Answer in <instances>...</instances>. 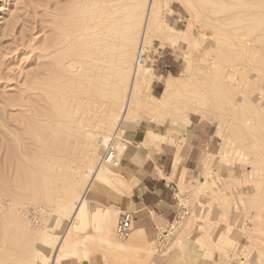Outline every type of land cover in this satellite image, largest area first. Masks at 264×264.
Listing matches in <instances>:
<instances>
[{
    "label": "rangeland",
    "instance_id": "rangeland-1",
    "mask_svg": "<svg viewBox=\"0 0 264 264\" xmlns=\"http://www.w3.org/2000/svg\"><path fill=\"white\" fill-rule=\"evenodd\" d=\"M98 1L0 0V147L4 145L3 151L0 148V163L4 164V161L1 162L3 154L5 157L8 156L6 152L9 151L8 145L17 147L15 150L18 152H15L19 154L14 152L12 155L9 151L13 157L19 156L24 160L22 155L24 146V148L30 147L29 149L33 150L37 157L36 163L33 164L30 158L26 157L24 161L28 163L29 168L26 164H24L26 167L21 166L20 159L16 162L17 157V159L10 157L11 164H8L10 166L6 164L10 168L6 167L7 172L5 170L6 173L3 175L11 181L4 189L6 193L8 192L6 206L8 203L10 205L8 204L7 208L0 207V225L3 224L0 226V264H264V0H160L156 4L153 21L159 28L163 25L162 20L168 25V32L178 39L177 47L173 48L162 43L161 29L156 30L155 35H151V40L150 38L148 42L145 40V44L141 42L140 33L135 37L136 40L131 39L128 46L132 49L131 54L129 53L131 63L129 61L126 68L127 77L122 90V96L125 93L123 103L132 76L131 70L137 64L136 58L141 44L144 47L142 52L146 51L144 63L153 72V77L150 81L144 80L140 84L126 123L119 128L121 132L115 141V147L116 155L119 151L120 162L115 167L101 164L100 160L104 143L113 136L115 128L118 127L124 111L123 107L115 114L109 132L101 141L103 135L99 131L105 118L101 116L104 112L89 113L85 104L80 106L82 97L87 99L92 88L89 83L87 86L86 77H81L83 65L79 67L82 68V74L78 69V73L70 76L58 67L71 60L72 58L68 59L70 55L71 57L75 55L73 58H81L80 60L84 61L87 59V53L96 48L93 42L96 37L84 34L88 32L86 22L88 24L96 14L92 6ZM140 1L142 8L138 10L141 13L138 23L142 29L148 0ZM81 20L83 24L85 23L84 33L83 38L77 41L80 36L71 34V31L75 32L77 26L82 23ZM63 25L67 28L64 29ZM54 35L58 36L56 40ZM63 38L66 43L63 42ZM118 38L117 36V40ZM81 39L83 42H89L88 48L86 43L79 42ZM74 40L77 41V47L80 49H76ZM244 40L250 43L247 50L240 45ZM119 41L115 40V44L108 51H113L111 54L108 53L111 55L107 56L108 60L115 59V54L118 53L116 51H119ZM58 42L67 45L64 47L61 44L59 46L63 48H58L61 49L58 51L60 53L68 51L67 55H60H63L62 59L65 57L64 61L57 58L59 53L54 49L55 43ZM52 60H55L54 64L56 61L63 62L59 65L56 62L53 66ZM47 68L50 73L52 68L53 73L56 74H49ZM43 71L45 73L48 71L49 75H46L49 77ZM227 72L235 74L234 82L226 80ZM170 76L174 77L175 88L171 93L165 94V81ZM53 77H56L57 81H54ZM70 77L73 79L72 82ZM48 78L51 80L47 82L49 85L45 82L48 87L51 82L55 84L58 83V79L59 82L61 79H66L61 83L65 88L62 89L64 86L60 85V87L58 83L55 85L60 87L59 90L51 84L57 89L56 92H54L55 88H51L52 91L50 88L46 89L47 86L43 82L48 81ZM83 80L86 84L81 86ZM38 82L45 86L38 85ZM148 82L152 83V88ZM68 84L70 88L67 89ZM42 87L46 90H42ZM85 88L90 89L89 93ZM82 90H85V93L81 97ZM67 93L72 94L67 95ZM39 95L44 96L43 99ZM67 97L69 100L73 99L74 105L68 103ZM153 97L159 98L160 101ZM251 98L252 100L257 98V101L253 102ZM76 103L80 105H75ZM75 106L77 109H74ZM69 107L73 108L69 109ZM30 108L33 109L32 113H35L33 116ZM70 110H73L71 113L74 115ZM82 110L87 121L79 114ZM38 111L46 112L43 116ZM29 113L33 118H30ZM54 113L56 116L53 117L51 114ZM37 114L39 115L37 120L44 117L42 119L47 123H41L43 120L40 122L34 120ZM46 115L51 119L56 118V121L52 120V124L49 120V124ZM22 116L25 117L21 119ZM74 116H78L77 121ZM21 121L27 126L33 123L35 127L34 122H37L40 130L33 126V129L31 126H29L30 130L24 129L26 125L23 124L25 126L23 128ZM150 122L165 125L163 131H167L169 137H173L168 142L174 143L175 138H178L179 143H184L186 140L183 135L199 128L207 133L210 142L206 146L205 160L198 172L186 179L182 173L185 170L178 165L170 179L175 183L178 198L176 212H180L178 218L170 223H158L157 227L147 229L145 241L133 242L135 229L127 239H120L116 233L120 214L128 198L127 188L130 186L126 181L123 167L131 165L135 157L144 156L145 152L150 150L141 140L144 138L143 132L146 131L148 142L152 145L162 141L163 136L146 127L144 131V126ZM75 124L79 125L76 127ZM79 126L83 127L81 131L83 134L80 133ZM49 129L52 131H47ZM95 129V133L100 134L99 136L98 134L94 136ZM39 131H43L41 134L43 138ZM44 134L50 135L51 139ZM135 135L141 138L140 143L133 141L132 137L134 138ZM59 136L62 139L58 138ZM77 137L83 138V145H81L82 139L79 141ZM94 137H96L95 142H98L97 158L88 169L84 168L80 190L73 193L70 198L67 195L62 196L64 192L62 193L57 184L62 185L63 182L72 181L75 168L79 164L84 165L81 160L84 159L86 146ZM52 139L55 142L65 139L68 147L70 146L68 149H71L69 155L72 159L66 172L71 178L56 180L49 176L51 175L49 170L53 171L51 168H55L57 163L59 167L62 166V163L49 154V150L53 151L48 145ZM74 139L79 140L74 141ZM117 142L120 145L125 144L127 148L118 149ZM14 161L17 165L19 163L20 167H25L22 169L23 172H19L21 169L17 171L18 167L14 168L17 169L15 172L18 174L15 176L12 175L15 174L12 171L16 165ZM100 165L104 169L103 178L99 181L92 180L93 172L100 168ZM1 167L0 169H5ZM1 171L3 170H0V176ZM108 175L111 176L109 181L106 180ZM136 177L138 179L137 172ZM98 187L105 190L94 191ZM86 188L89 189L88 201L82 212L74 218V208ZM109 221L112 222L111 229L105 230V223ZM66 230L71 235L66 237ZM66 242L69 248L63 250L62 245Z\"/></svg>",
    "mask_w": 264,
    "mask_h": 264
},
{
    "label": "bare ground",
    "instance_id": "bare-ground-1",
    "mask_svg": "<svg viewBox=\"0 0 264 264\" xmlns=\"http://www.w3.org/2000/svg\"><path fill=\"white\" fill-rule=\"evenodd\" d=\"M160 0H148L147 2H148V4H147V10H146V17H144L143 18V27H142V29H141V26L139 25V23H138V19H139V8H140V10H141V5H140V2H141V4H142V1H140V0H135V2H134V0H99L98 2H96V4H94L92 7H93V10L95 9L96 10V14H95V16L90 20V22H88V24H87V22H86V28H87V30H88V32H86L84 35H87V36H94V37H96V39L93 41L94 42V46L96 47L95 49H94V51H92V52H90V53H87L88 55H86L87 56V59L86 60H84V61H82V60H80V59H76V58H73V57H71V55H70V57L68 58V59H70V58H72L71 60H69L68 62H64V64H62V62L64 61L63 59L65 58H61L64 54H66V53H68V51L67 52H65L64 51V49L62 50V51H64V53L63 52H58V51H61V49L60 50H58V48L60 47L59 45H61L62 43L60 42H58V43H55L56 45H55V47H54V49H57V52L59 53V56L61 55V54H63L62 56H58L57 58L59 59L60 58V60L62 59L63 61L61 62V61H56L58 64L57 65H59V63H61L62 64V66L61 65H59L58 67H61L60 69H61V71H63L65 74L67 73V74H69V76H70V74H73V75H75L76 73H78L77 71H78V69L79 70H81L82 68H79L81 65H83V75L81 76V77H86V79H87V81H86V83H87V86H88V83L91 85V87L92 88H90L91 89V91H90V94H89V97L87 98V99H85L84 97H82L83 96V94L85 93L83 90L81 91V92H83L82 93V95H81V97L83 98L82 99V101H81V105H80V103H76L75 105H80L81 107H82V104H85L86 105V108H87V112H89V113H91L90 111H92V112H95V113H100L101 111H102V113H103V115H101V116H105V118H104V120H102V126L100 127V131H99V133L101 132L102 134L101 135H103V138L101 139V141H103L104 139H105V137H106V135H107V133L109 132V129L111 128V126H112V123H113V118H114V116H115V114H117V112L119 111V109H121V107H123V113L121 114V117H120V121H119V124H118V127H117V129L115 128V133L113 134V136L116 138V139H118L119 137H118V135H119V133L121 132L120 131V127H121V125H124L125 123H126V120H127V118H128V116H129V114H130V112H131V107L133 106V103H134V100H135V98H136V95H137V93H138V90H139V86H140V84L144 81V80H147V81H150V79H151V77H153V72L151 71V69L149 68V67H147V65L144 63V58L141 60V62L140 63H137V58H136V63L137 64H135V68L133 69V70H131L132 71V76H131V80H130V83H129V85H128V90H127V96H126V100H125V102L123 103V98L125 97V93H124V96H122V90H123V87H125L124 86V83H125V79H126V77H127V73H126V68H127V64H128V62L130 61V56H129V53L131 54V50L132 49H130V48H128V46L130 45V42L132 41V40H134L135 39V37L137 36V34L138 33H140V39H141V42L143 43V44H145L144 42H145V40H147V42H148V39L151 37V35L152 34H154L155 32H156V30H158V29H161V31H162V33H160L161 35H160V37H161V39H162V43L163 44H167V45H170V46H172L173 48H175V47H177V40L178 39H176L175 38V36L174 35H171L169 32H168V25L167 24H165L164 23V21L162 20V23H163V25H162V27L160 26V28L156 25V23H154V17H155V6H156V4L159 2ZM146 2V1H145ZM90 3V2H89ZM84 4H86L87 5V3L86 2H84ZM83 4V5H84ZM93 4V3H92ZM76 5V4H75ZM81 5V4H80ZM82 5V6H83ZM90 5H91V3H90ZM72 6H74V5H72ZM88 6V5H87ZM80 7V6H79ZM86 6H84V8H85ZM145 7V6H144ZM143 7V8H144ZM84 8H83V10H84ZM88 8V7H87ZM90 8V7H89ZM72 9V8H71ZM81 9V8H80ZM80 9H79V11H80ZM90 10H91V8H90ZM94 10V11H95ZM72 11V10H71ZM88 11V10H87ZM92 11V10H91ZM91 11H89L90 13H91ZM143 11H144V9H143ZM66 12V11H65ZM84 12H86V11H84ZM63 13V12H62ZM88 12H86V14H87ZM143 13V12H142ZM232 13V12H231ZM230 13V14H231ZM78 15V14H77ZM82 15V14H81ZM91 15V14H90ZM140 15H141V13H140ZM63 17V16H62ZM65 17V16H64ZM86 17H88V16H86ZM142 17H143V15H142ZM66 18V17H65ZM210 18V17H209ZM213 18V17H212ZM215 18V17H214ZM253 18V17H252ZM85 19V18H84ZM63 20V19H62ZM65 20V19H64ZM87 20V19H86ZM89 20V19H88ZM140 20V19H139ZM69 21V20H68ZM79 23H80V21L79 20H77ZM82 21V23L81 24H79L78 26H77V29L75 30V32H72L71 31V34L73 33V35H79L80 37L79 38H75L77 41H78V39H80V38H83V33H84V30H83V27L85 26L84 24H83V20H81ZM85 21V20H84ZM70 22V21H69ZM71 23V22H70ZM61 24V23H60ZM59 24V25H60ZM64 24H65V22H64ZM67 24H69V23H67ZM67 24H66V26H67ZM72 25H73V23H71ZM71 24H69L70 26H71ZM58 25V24H57ZM62 25V24H61ZM69 25H68V29H69ZM84 25V26H83ZM63 26H65V25H63ZM62 26V27H63ZM64 27V29L65 28H67V27ZM71 29V28H70ZM74 29V27L72 28V30ZM86 30V31H87ZM67 31V30H66ZM74 31V30H73ZM241 32V31H240ZM67 33V32H66ZM66 33H64V34H66ZM232 33V32H231ZM58 34V33H57ZM203 34H204V32H203ZM235 34V33H234ZM67 35V34H66ZM155 35V34H154ZM241 35V34H240ZM55 36V35H54ZM117 36L119 37L118 38V40H120L119 41V44H118V49H119V51H116V52H118L117 54H115L116 56H115V59L113 60V59H110V60H108V57L109 56H111L110 54H111V52L113 53V51L111 50V52H108L109 50H110V48L115 44L114 42H115V40L116 41H118L117 40ZM228 36V35H227ZM248 36V35H247ZM56 37H58V36H55L54 38H55V40H56ZM61 37V36H60ZM60 37L58 38V39H60ZM64 37V36H63ZM241 37V36H240ZM245 37V36H244ZM73 38H74V36H73ZM71 39H72V37H71ZM87 39V38H86ZM132 39V40H131ZM137 39V38H136ZM135 39V40H136ZM238 39V38H237ZM243 39V38H242ZM63 40H64V38H63ZM150 40H151V38H150ZM240 40V39H239ZM60 41H61V39H60ZM70 41H73V40H70ZM77 41H75L74 40V42H75V44H76V49H80V48H78L77 47ZM85 41V40H84ZM64 43H66V41L64 40L63 41ZM67 42H69V41H67ZM79 42H81L82 44L83 43H86L87 45V48H88V44H89V42L87 43V42H83V40L81 39V41H79ZM78 42V43H79ZM137 42V41H136ZM62 44L63 46L65 45V44ZM150 43V42H149ZM239 43V42H238ZM241 43V42H240ZM58 44V45H57ZM132 44V43H131ZM143 44H141V48H140V52H142V50H143ZM228 44V43H227ZM249 42L247 41V40H244V41H242V44H240L241 46H242V48H244V49H248L249 48ZM252 44H254V43H252ZM68 45H70V44H68ZM232 45H234V44H232ZM231 45V46H232ZM66 47H67V45H65ZM64 46V47H65ZM81 46H83V45H81ZM90 47L92 46V44L91 45H89ZM80 47V46H79ZM230 47V46H229ZM60 48H63L62 46L60 47ZM70 48V47H69ZM74 48V47H73ZM72 48V49H73ZM82 49H83V47H81ZM135 48V47H134ZM134 48H133V50H134ZM48 49V48H47ZM68 48H66V50H67ZM72 49H71V51H72ZM75 49V48H74ZM75 49V50H76ZM91 49L92 48H90V50L89 51H91ZM129 49H130V52H129ZM229 49V48H228ZM231 49V48H230ZM69 50V49H68ZM74 50V51H75ZM114 50V49H113ZM239 50V49H238ZM49 51V50H48ZM47 51V52H48ZM73 51V52H74ZM88 51V50H87ZM227 51V50H226ZM229 51V50H228ZM242 51V50H241ZM245 51V50H244ZM249 51H250V49H249ZM77 52V51H76ZM75 52V53H76ZM248 52V51H247ZM57 53V54H58ZM70 53H72V52H70ZM74 53V54H75ZM80 53V52H79ZM108 53H110V54H108ZM230 53V52H229ZM228 53V54H229ZM234 53V52H233ZM83 54V53H82ZM139 54V53H138ZM235 54V53H234ZM237 54V53H236ZM67 55V54H66ZM76 55H77V53H76ZM109 55V56H108ZM254 55H256V54H254ZM81 56V55H80ZM83 56V55H82ZM108 56V57H107ZM224 56V55H223ZM226 56V55H225ZM56 57V56H55ZM230 57V56H229ZM226 58H228V57H226ZM251 58V57H250ZM68 59H66V60H68ZM56 60V59H55ZM54 60V61H55ZM65 60V61H66ZM53 61V60H52ZM54 61H53V66L54 65H56V62H55V64H54ZM249 61V60H248ZM130 63H131V61H130ZM250 64V63H249ZM52 65H50V66H52ZM225 65V64H224ZM244 65V64H243ZM255 66V65H254ZM57 67V68H58ZM231 67V66H230ZM243 67V66H242ZM49 68V67H48ZM48 68L46 69V70H48ZM226 68H227V66H226ZM234 68H235V66H234ZM59 69V68H58ZM112 69H114V70H112ZM256 69V68H255ZM49 70H50V68H49ZM48 70V71H49ZM57 70V69H56ZM111 70H112V72H111ZM232 70H233V67H232ZM48 71H46V73H45V75L47 74V72ZM51 71H52V73H50V71H49V74H54L53 73V70H52V68H51ZM59 72H60V70H58ZM58 71H57V73H58ZM234 71V70H233ZM223 72V71H222ZM238 72V71H237ZM81 74H82V70H81V72H80ZM240 73V72H239ZM49 74H47V75H49ZM56 74V73H55ZM44 75V74H43ZM44 75V77H46ZM58 75V74H57ZM56 75V77L58 78V76ZM63 75V74H62ZM72 75V76H73ZM80 75V74H79ZM235 75V74H234ZM234 75H233V73L232 72H227L226 73V76H227V78H226V80H229L230 82H232L233 80H234ZM60 76V75H59ZM65 76V78H68V77H66V75H64ZM63 76V77H64ZM71 76V77H72ZM43 77V78H44ZM47 77H49V76H47ZM47 77H46V79H47ZM56 77L54 78V81H57V79H56ZM61 77V76H60ZM70 77V78H71ZM42 78V77H41ZM41 78L39 79V81L41 80ZM52 78V79H53ZM75 76H74V80H75ZM174 77L173 76H170V77H168L167 79H166V81H165V94L166 93H171L173 90H174V88H175V82H174V79H173ZM250 78V77H249ZM249 78H247V79H249ZM253 78V77H252ZM69 79V78H68ZM67 79V80H68ZM79 79H80V77H79ZM49 78H48V81H44L43 83H47V82H49ZM59 81H60V79H58ZM63 80H66V79H63ZM62 79H61V82H59L58 81V83H60L59 85H58V83L56 82L55 84H57L58 86H60L61 85V83H63L62 81H63ZM71 80V82H72V78L70 79ZM81 81H82V79H80ZM251 80V79H250ZM32 81H34L33 80V78H32ZM31 80H30V83L32 82ZM42 81H43V79H42ZM51 81V80H50ZM229 81H228V83H229ZM246 81V80H245ZM70 82V81H69ZM69 82H67V83H69ZM83 82H84V80H83ZM234 82V81H233ZM29 83V85H31ZM39 84L38 85H40V84H42V83H40V82H38ZM46 83H45V85H46ZM53 82H51V84H52ZM77 83H79L80 84V82H78L77 81ZM85 82L81 85V86H83L84 84H86ZM97 83H99L100 84V86H98L97 85ZM149 83V85L151 84V88H152V83L151 82H148ZM246 83V82H245ZM36 84V83H35ZM35 84H33V85H35ZM48 84V83H47ZM51 84H50V87H48L47 85V88L46 89H48V88H52V89H54L55 88V84H52V85H55V86H51ZM64 84H65V81H64ZM72 84V83H71ZM230 84V83H229ZM233 84V83H232ZM32 85V86H33ZM37 85V84H36ZM45 85H43L42 84V86H45ZM49 85V84H48ZM78 85V84H77ZM77 85H75L76 87H78ZM89 85V86H90ZM127 85V84H126ZM58 86H56L57 87V89L58 88H60L61 86L63 87L62 89H64L65 88V85H61L60 87H58ZM87 86H85V87H87ZM31 87V86H30ZM34 87V86H33ZM32 87V88H33ZM37 87V86H36ZM35 87V88H36ZM38 87H40V86H38ZM68 87H69V84H68V86H67V89H68ZM230 87H233V86H230ZM251 87V86H250ZM255 87V86H254ZM28 88V87H27ZM31 88V89H32ZM70 88V87H69ZM82 88V87H81ZM253 88V87H252ZM257 88V87H256ZM30 89V88H29ZM30 89V90H31ZM34 89V88H33ZM32 89V90H33ZM41 89V88H40ZM39 88H38V90H40ZM44 89V87H42V90ZM46 89H44V90H46ZM52 89H51V91H52ZM56 88L54 89L55 91L54 92H56V90H57ZM61 89V91L60 92H62L63 90ZM72 89V88H71ZM80 89V88H79ZM78 89V91H80ZM85 89H87V88H85ZM90 89H87V91L88 90H90ZM31 90V91H32ZM59 90V89H58ZM75 90V89H74ZM73 90V91H74ZM27 91V90H26ZM33 91H36V90H33ZM87 91H86V93H87ZM36 92H38V91H36ZM47 92H48V90L46 91V95H47ZM66 92V91H65ZM67 92H69V90L67 91ZM75 92H76V90H75ZM74 92V93H75ZM251 92V91H250ZM64 93V92H63ZM73 93V94H74ZM77 93H80V92H77ZM88 93H89V91H88ZM87 93V94H88ZM241 93V92H240ZM35 94V93H34ZM40 94V93H39ZM50 94V93H49ZM55 94V93H54ZM60 94V93H59ZM70 94V93H69ZM68 93H67V95H69ZM72 94V93H71ZM70 94V95H71ZM41 95V94H40ZM39 95V96H40ZM44 95H45V91H44ZM66 95V96H67ZM78 96H79V94H77ZM76 95V96H77ZM260 95H263V94H260ZM29 96V95H28ZM77 96V97H78ZM88 96V95H87ZM33 97V96H32ZM42 96H40V98H41ZM44 97V96H43ZM43 97H42V99H43ZM59 97V96H58ZM65 97V96H64ZM64 97H63V99H64ZM71 97V96H70ZM76 97V98H77ZM258 97V96H257ZM260 97V96H259ZM258 97V98H259ZM49 98V97H48ZM48 98H47V101H48ZM53 98V97H52ZM75 98V97H74ZM101 100H100V99ZM155 100H157V101H160V99L159 98H156V97H153ZM56 99V98H55ZM67 99H68V97H67ZM78 99V98H77ZM125 99V98H124ZM56 100H58V99H56ZM69 100V99H68ZM71 100V99H70ZM70 100H69V102L68 103H72L73 101V99L71 100V102H70ZM79 100H81V98L79 99ZM78 100V101H79ZM100 100V101H99ZM251 100H252V98H251ZM257 101V98H255L254 100H252L253 102L254 101ZM36 101V100H35ZM45 101V100H44ZM59 101V100H58ZM63 101V100H62ZM61 101V102H62ZM67 101V100H66ZM29 102V101H28ZM32 102V101H31ZM31 102L29 103V105H30V107H31ZM49 102V101H48ZM57 102V101H56ZM76 102V101H75ZM74 102V103H75ZM83 102V103H82ZM236 102V101H235ZM37 103H38V101H37ZM60 103V102H59ZM64 103V102H63ZM62 103V104H63ZM25 104V103H24ZM34 104V103H33ZM44 104V103H43ZM42 104V105H43ZM46 104V103H45ZM51 104V103H50ZM121 104L123 105V106H121ZM258 104V103H257ZM48 105H49V103H48ZM64 106L66 105V103H64L63 104ZM70 105V104H69ZM72 105H74L73 103H72ZM33 106V105H32ZM26 107V106H25ZM52 107V106H51ZM65 107H67V105L65 106ZM64 107V108H65ZM85 107V106H84ZM32 108V107H31ZM31 108H30V110H31ZM40 108V107H39ZM42 108V107H41ZM63 108V107H62ZM68 108V107H67ZM67 108H65L67 111H68V109ZM73 108V107H72ZM71 107H69V109H72ZM86 108H84V109H86ZM74 109H77L76 108V106L74 107ZM73 109V110H74ZM81 109H83V108H81ZM29 110V109H28ZM33 110V109H32ZM32 110H31V113H32ZM45 110H46V108H45ZM61 110V109H60ZM63 110V109H62ZM73 110L71 111L70 110V113L71 112H73ZM89 110V111H88ZM40 111H42V110H40ZM47 111V110H46ZM45 111V112H46ZM28 112H30V111H28ZM39 112V111H38ZM44 112V113H45ZM75 112H78V111H76L75 110ZM74 112V113H75ZM83 112H84V110H82L81 112H79V114H81V116L84 118V116H83ZM36 113H37V111H36ZM40 114H43V116H44V113L43 112H39ZM85 113V112H84ZM27 114V113H26ZM26 114H22V115H25L26 116ZM30 114V113H29ZM35 113H32V116L34 115ZM72 114V113H71ZM87 114V113H86ZM119 114V113H118ZM51 115H53V117H54V115H55V113L54 114H51ZM65 115V114H64ZM72 115H74V114H72ZM76 115V114H75ZM89 115V114H88ZM87 115V116H88ZM95 115V114H94ZM97 115V114H96ZM25 116H22L21 117V119L23 118V117H25ZM28 116V115H27ZM30 116H31V114H30ZM30 117V118H33V117ZM47 116V115H46ZM45 116V117H46ZM50 116V115H49ZM56 116V115H55ZM92 116V115H91ZM91 116H90V119H91ZM35 117V116H34ZM37 117H39V115L37 114V116L34 118V120H37V119H39V118H37ZM42 117V116H41ZM48 117V116H47ZM52 117V116H51ZM52 117V118H53ZM69 117H71V116H69ZM75 117V116H74ZM94 117V116H93ZM42 118H44V117H42ZM41 118V120H43ZM89 118V117H88ZM87 118V119H88ZM95 118V117H94ZM99 118V117H98ZM47 119V121L49 122V120H51V123H52V120H54V121H56L55 119L56 118H54V119H51L50 117H48V118H46ZM77 119H78V116H76L75 117V120L77 121ZM258 119V118H257ZM25 120V119H24ZM31 120V119H30ZM41 120H37V122L39 121H41ZM45 120V119H44ZM42 121L41 123H47L46 122V120L45 121ZM84 120H86L85 118H84ZM23 121V120H22ZM21 121V123H22V127L24 126V125H26L27 124V119H26V124H24L25 122H22ZM53 121V122H54ZM61 121V120H60ZM64 121V120H63ZM82 120H80V122H81ZM87 121V120H86ZM85 121V122H86ZM37 122H34V123H36L35 125H36V127L34 126V124L32 125L30 122V124H29V126H31V128L33 129V127H35V128H38V124L39 123H37ZM71 122H74V121H71ZM249 122V121H248ZM24 124V125H23ZM49 124H50V122H49ZM53 124V123H52ZM51 124V125H52ZM261 124H263V123H261ZM28 125V124H27ZM26 125V127L24 128V129H26V128H30L29 126H27ZM54 125H55V123H54ZM58 125V124H57ZM76 125V124H75ZM79 125V124H78ZM78 125H76V127L78 126ZM83 125V124H82ZM84 125H85V123H84ZM252 125V124H251ZM33 126V127H32ZM40 126V125H39ZM42 126V125H41ZM44 127V126H43ZM45 127H46V125H45ZM48 128H49V126H47ZM46 127V128H47ZM51 127V126H50ZM52 127H53V125H52ZM51 127V128H52ZM55 127V126H54ZM57 127V126H56ZM81 127V128H80ZM78 128H80L79 130H80V133H81V131H82V126H79ZM28 129L26 130V131H28ZM39 129V128H38ZM56 129V128H55ZM54 129V130H55ZM30 130V129H29ZM35 130V129H34ZM40 130V129H39ZM42 130V129H41ZM51 129H49V130H47V131H50ZM33 131V130H32ZM52 131V130H51ZM56 131V130H55ZM37 132H38V130H37ZM39 132H41L40 133V135L43 133V131H39ZM60 132V131H59ZM96 132V129H95V131H94V133ZM171 132V134H174V132L173 131H170ZM252 132V131H251ZM35 133V132H34ZM45 133V132H44ZM49 133V132H48ZM56 133H57V131H56ZM56 133H54L55 135H56ZM27 134H28V132H27ZM61 134V133H60ZM81 134H83V133H81ZM96 134V133H95ZM94 134V136H97V134L95 135ZM252 134V133H251ZM30 135V134H29ZM37 135H39V133H37ZM45 136H46V134H44ZM59 135V133L57 134V136ZM100 134H98V136H99ZM5 136H9V135H5ZM42 136V138H43V135H41ZM45 136H44V138H45ZM49 138H50V135H47ZM46 136V137H47ZM52 136V135H51ZM62 136V135H61ZM34 137V136H33ZM36 137H38V136H36ZM65 137V136H64ZM63 137V138H64ZM76 137V136H75ZM80 137H82L81 135H80ZM168 137H169V135H168ZM1 138H3V137H1ZM48 138V139H49ZM53 138H55V136L53 135ZM58 138H61L62 139V137H58ZM66 138V137H65ZM77 138H79V137H77ZM163 139H166L167 140V137H162ZM170 138V137H169ZM46 139V138H45ZM44 139V140H45ZM51 139V138H50ZM80 139V138H79ZM78 139V140H79ZM82 139V143H81V145H83V138H81ZM81 139L79 140V141H81ZM94 139H96V137H94L93 138V140ZM163 139H162V141H163ZM15 140V139H14ZM63 140H65V139H63ZM63 140L61 141V142H55V140L53 141V139L52 140H50L49 141V143H48V145H49V149H52L53 151L52 152H50V150H49V154L50 155H52L53 157V159H55L56 161H59L60 163H62V166L61 167H59L58 165H59V163H57L56 164V167L55 168H51V169H53V171L52 170H49L48 172L51 174V175H49L50 177H52L53 179L55 178L56 180H62V178H64V177H69V178H71V176H69V175H67V173L68 172H66V171H68L67 169L69 168L68 167V164H69V162H70V159H72L71 157H70V150L68 149L69 147H68V143L66 142V140L64 141V143H63ZM78 140H75L74 139V141H78ZM92 140V142L90 143V144H88V146H86V152H84L85 154H84V159L83 160H81L82 161V163L84 162V165L83 164H81V166H80V164H79V166H77L76 168H75V172H74V175L72 174V181L69 183V182H63L62 183V185H60V184H57L58 186L57 187H60L59 189H61L62 190V196L63 195H67V197L68 198H70L72 195H73V193H75V192H77V191H79L80 190V188H81V186L80 185H82V183H83V177H82V175L84 174L83 173V171H84V168L85 169H88V167L89 166H91L92 165V163L96 160V158H97V154H98V142H95V140L93 141ZM60 141V140H59ZM73 141V142H74ZM24 142V141H23ZM70 142V141H69ZM2 143H3V140H2ZM41 143H43V142H41ZM77 143V142H76ZM79 143V142H78ZM118 143V142H117ZM1 144V143H0ZM14 144V143H13ZM44 144V143H43ZM72 144V143H71ZM100 144V143H99ZM48 145H46V146H48ZM76 145V144H75ZM78 145H80V144H77V146ZM118 145H119V147H118V149L119 148H121V149H126L127 148V146L125 145V144H121L120 145V143H118ZM5 146H6V144H5ZM10 146H12V145H8V147H7V149L12 153V155H13V153L15 152V151H17V150H15V148L17 149V147L15 146H12V147H10ZM23 146V145H22ZM45 146V145H44ZM76 146V147H77ZM3 147H4V145H2L0 148H1V150L3 151ZM25 147V146H24ZM22 148L23 150H22V155L24 156V160H26V157H29L30 159V161L32 162V164L33 163H36V161H37V157L34 155V151L33 150H31V149H29L30 147H28V148ZM74 147V146H73ZM73 147H71L72 149H73ZM75 147V148H76ZM81 147V146H80ZM84 147H85V145H84ZM84 147H83V149H84ZM78 148V147H77ZM76 148V149H77ZM103 148V147H102ZM14 149V151H12ZM75 149V150H76ZM79 149V148H78ZM77 149V151H78V153H79V150ZM82 149V150H83ZM74 150V151H75ZM9 151H6L7 153H8V156L6 155V157L4 156V154H3V158H4V160H3V158H2V160H1V162H3L4 164H2V163H0V167L2 166V167H5V169H0V170H3V171H1L2 172V174H1V176H0V207H3V206H6V202H7V193L5 192V186L7 185V183L9 182V181H11L10 179L8 180V178L7 177H5V175H3V174H5L6 172H7V168H10V167H8V166H10V165H8V164H11L10 162H9V159H10V157L12 158L13 156L11 155V153L9 152ZM73 151V150H72ZM83 151H85V150H83ZM5 151H4V153H6ZM18 152V151H17ZM2 153V152H1ZM16 153V152H15ZM72 153V152H71ZM16 154H19V153H16ZM16 154H14V156L16 155ZM36 154V153H35ZM80 154H82L83 155V153H80ZM37 156H38V154H36ZM77 155V154H76ZM17 156H15V157H13L12 159H15ZM83 157V156H82ZM18 158V159H17ZM16 159V162L20 159L19 158V156L17 157ZM21 160V163H20V165L22 166V165H24V164H26V165H28V163H26L23 159H20ZM23 160V161H22ZM11 162H12V160H10ZM15 162V161H14ZM16 162H15V164H16ZM100 162H101V164H105V165H110V166H113V167H115V166H118L119 165V151H118V153H117V155L115 156V159L114 160H112V161H102V158H101V160H100ZM8 166H7V165ZM4 165V166H3ZM6 165V166H5ZM13 165H14V163H13ZM20 165H19V163H18V165L16 164V165H14L15 167H11L12 168V171H14V173L15 174H13L12 173V175L13 176H15L17 173L15 172L17 169H14V168H16V167H18L19 169L17 170V171H19L20 169H21V171H19V172H23V170L22 169H25V167H26V165H24L23 167L24 168H22V167H20ZM37 165V164H36ZM12 166V165H11ZM34 166V165H33ZM50 166V165H49ZM76 166V165H75ZM101 166L102 165H100V168H98L97 170H95L94 172H93V174H92V180L94 179V180H98L99 181V179H102L103 178V176H104V169L103 168H101ZM1 167V168H2ZM7 167V168H6ZM52 167H54V165H52ZM28 168H29V165H28ZM33 168V167H32ZM37 168V167H36ZM77 169H81L82 171L81 172H79ZM5 170H6V172H5ZM26 170H27V168H26ZM29 170V169H28ZM59 170H61L62 172H59ZM33 171V170H32ZM31 171V172H32ZM47 171V170H46ZM28 172V171H27ZM44 172V171H43ZM54 172V173H53ZM70 173V172H69ZM21 174V173H20ZM23 174V173H22ZM28 174H29V172H28ZM45 174V173H44ZM47 174V173H46ZM45 174V175H46ZM53 174V175H52ZM18 175V174H17ZM33 175H34V173H33ZM28 176V175H27ZM26 176V177H27ZM31 176V175H30ZM25 177V176H24ZM32 177V176H31ZM11 178H16V177H11ZM19 178V177H18ZM20 178H21V176H20ZM19 178V179H20ZM29 178V177H28ZM111 178V176H107L106 177V180L107 181H109L108 179H110ZM30 179H32V178H30ZM16 180V179H15ZM18 180V179H17ZM16 180V181H17ZM25 180V179H24ZM32 180H34V179H32ZM50 180H52V179H50ZM55 180V181H56ZM20 181V180H19ZM30 181V180H29ZM53 181V180H52ZM68 181V180H67ZM32 182H34V181H32ZM12 183V182H11ZM10 183V184H11ZM17 183V182H16ZM13 185V184H12ZM14 186V185H13ZM8 187V186H7ZM21 188V187H20ZM10 189V188H9ZM89 189L88 188H86L85 189V191L81 194V196L79 197V203H77V205L75 206V208H74V212H73V217L75 218L78 214H80L81 212H82V210H83V208L85 207V203L88 201V197H87V195H88V193H89V191H88ZM66 191V192H65ZM10 193V192H9ZM33 193H34V191H33ZM30 194V193H29ZM10 197V196H9ZM12 198V197H11ZM78 202V201H77ZM9 205H10V203H8ZM8 204H7V206H6V208L8 207ZM5 208V209H6ZM35 209V208H34ZM26 211H28V210H26ZM36 211V210H35ZM2 218V217H1ZM111 221H109V222H106L105 223V226H104V228H105V230H108L109 228H110V226H111V224H112V222L110 223ZM1 225H3V224H1ZM0 225V226H1ZM111 229V228H110ZM71 230V228L69 229V231ZM69 231H67L66 230V237L68 236V235H71V233L69 232ZM68 233V234H67ZM109 233V232H108ZM108 235V234H107ZM106 236V235H105ZM2 246V245H1ZM68 248H69V244L66 242V244L65 245H62V249L63 250H68Z\"/></svg>",
    "mask_w": 264,
    "mask_h": 264
},
{
    "label": "crops",
    "instance_id": "crops-1",
    "mask_svg": "<svg viewBox=\"0 0 264 264\" xmlns=\"http://www.w3.org/2000/svg\"><path fill=\"white\" fill-rule=\"evenodd\" d=\"M145 127L159 136L167 137V140L157 145L150 144ZM164 128V124L150 122L144 126V138L136 135L132 137L133 141L139 143L141 139L150 150L144 156L135 157L131 165L123 167L130 186L127 188L128 198L120 217L124 213L132 214L135 229L133 242L145 241L147 229L157 227L158 223H170L176 219L178 198L175 183L170 179L178 165L185 170L182 173L186 179L198 172L205 160L206 146L210 142L202 128L193 129L192 132L190 130L189 134L183 135L186 140L184 143H179L178 138H175L174 143L168 142L173 137L169 138L167 131H163ZM103 190L105 189L99 187L94 189ZM105 206L114 210L109 205Z\"/></svg>",
    "mask_w": 264,
    "mask_h": 264
},
{
    "label": "built area",
    "instance_id": "built-area-1",
    "mask_svg": "<svg viewBox=\"0 0 264 264\" xmlns=\"http://www.w3.org/2000/svg\"><path fill=\"white\" fill-rule=\"evenodd\" d=\"M146 51L139 52L137 55V63H140L141 60L145 57ZM115 141L116 138L114 136L110 137L108 141L104 143L103 146V153L101 155L102 161H112L115 159L116 156V147H115ZM187 212L185 211L184 214ZM180 212L176 214V219L178 218ZM175 219V220H176ZM174 220V221H175ZM134 230V224H133V216L130 213H124L122 214L117 227H116V233L120 239H127L129 238L130 234ZM166 236V235H165ZM163 240V238H161ZM164 241V240H163Z\"/></svg>",
    "mask_w": 264,
    "mask_h": 264
}]
</instances>
